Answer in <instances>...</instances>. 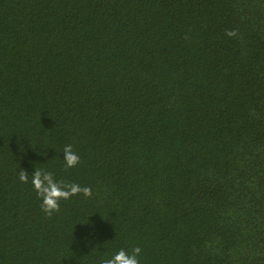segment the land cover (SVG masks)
<instances>
[{
	"label": "trees",
	"instance_id": "obj_1",
	"mask_svg": "<svg viewBox=\"0 0 264 264\" xmlns=\"http://www.w3.org/2000/svg\"><path fill=\"white\" fill-rule=\"evenodd\" d=\"M37 169L92 194L49 216ZM136 247L264 264V0H0V264Z\"/></svg>",
	"mask_w": 264,
	"mask_h": 264
},
{
	"label": "clouds",
	"instance_id": "obj_2",
	"mask_svg": "<svg viewBox=\"0 0 264 264\" xmlns=\"http://www.w3.org/2000/svg\"><path fill=\"white\" fill-rule=\"evenodd\" d=\"M225 35L229 38H236L238 32L233 29H225ZM65 165L69 168L76 167L80 163V156L73 150L72 145H65L64 149ZM19 180L23 183H28L29 174L27 170L21 171ZM31 183L34 190L42 200L41 208L49 216L54 212L59 211V202L62 199H68L73 195L84 194L91 196V190L87 187H81L78 184H64L58 182L53 173L42 169L35 170L31 175ZM142 252L140 247L132 250L130 255L125 250L121 249L111 259L104 261V264H139L138 256Z\"/></svg>",
	"mask_w": 264,
	"mask_h": 264
}]
</instances>
